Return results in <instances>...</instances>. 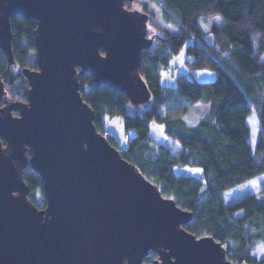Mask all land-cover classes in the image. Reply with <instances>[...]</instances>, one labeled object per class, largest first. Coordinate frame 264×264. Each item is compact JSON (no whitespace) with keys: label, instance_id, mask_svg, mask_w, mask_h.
Instances as JSON below:
<instances>
[{"label":"water","instance_id":"water-1","mask_svg":"<svg viewBox=\"0 0 264 264\" xmlns=\"http://www.w3.org/2000/svg\"><path fill=\"white\" fill-rule=\"evenodd\" d=\"M127 1L0 0L10 64L11 16L38 21V68H23L28 101L8 100L0 78V264H143L151 251L153 264H236L214 237L184 227L192 213L97 130L80 92L79 76L91 73L131 103L150 100L139 71L149 14ZM28 160L44 181V208L29 200Z\"/></svg>","mask_w":264,"mask_h":264},{"label":"trees","instance_id":"trees-1","mask_svg":"<svg viewBox=\"0 0 264 264\" xmlns=\"http://www.w3.org/2000/svg\"><path fill=\"white\" fill-rule=\"evenodd\" d=\"M152 2L161 9L160 22L149 7ZM126 6L149 14L150 47L142 51L139 71L151 98L131 103L125 93L96 85L91 73L80 75V92L95 112L97 130L163 195L192 213L184 225L188 231L214 237L233 263L264 264V254H253L264 243V187L260 195L251 193L230 203L223 197L227 190L264 174V0H132ZM217 15L223 23L210 24L206 38L201 20ZM10 21L15 61L10 64L0 46V78L8 100L28 101L23 68H38V21L17 14ZM184 47L190 68L213 69V80L183 73L175 87L162 83V75L172 72L173 56ZM198 102L208 103L209 109L190 124L184 117ZM253 114L259 125L254 143L248 124ZM106 115L123 117L126 144L111 132ZM153 120L163 124V140L152 135ZM131 129L134 134H129ZM187 166L200 167L202 177L185 172ZM23 175L31 187L29 200L44 208V181L29 160ZM158 257L151 251L143 264H153Z\"/></svg>","mask_w":264,"mask_h":264},{"label":"rangeland","instance_id":"rangeland-1","mask_svg":"<svg viewBox=\"0 0 264 264\" xmlns=\"http://www.w3.org/2000/svg\"><path fill=\"white\" fill-rule=\"evenodd\" d=\"M148 2V0H143ZM126 5V4H125ZM127 7V6H126ZM150 9L154 11L156 14V21L160 22L163 17L161 13V9L158 5L157 2H152L149 5ZM129 9H139V7H133ZM144 12V11H141ZM217 23L221 25L223 23V18L220 15L214 16V17H208V18H203L201 20V27L202 31L204 33V36L206 38L210 37V29L211 26L210 24L212 23ZM171 26L175 29L177 27L173 24ZM36 53V52H35ZM188 55L186 53L185 47L176 55L173 56L171 60V68L172 72L167 73L162 75V83L167 86V87H175L177 84V77L180 74H187L189 76H195L199 80L203 81H209L213 80L215 78V71L210 68H205V69H197V68H190V66L186 63ZM18 71V68H15V72ZM130 111V108H128ZM209 109V104L206 102H198L193 106V108L185 115L184 119L189 122L190 124H196L207 112ZM253 118L255 117V114H253ZM107 119V126L112 129L111 132H114L115 136L118 138L121 144H126L128 141V137L126 136V132L124 129V124H123V117L121 115H114L113 118H110L108 115H106ZM255 121V122H254ZM251 125V132H252V137L251 141L254 142L255 138L257 137V133L259 131V125L257 120L254 118V120H251L250 122ZM151 132L152 135L159 139L163 140L165 135H164V126L163 124L159 123L157 120H153L151 124ZM185 172L191 173L194 176L202 177V170L200 167L197 166H187L183 168ZM199 170V171H197ZM181 172L180 170H178ZM264 187V174L256 177V179H251L247 182H244L230 190H227L224 192L223 197L224 201L226 203L233 202L235 200H239L243 197H245L248 194L255 193L257 195H260V190L261 188ZM253 254L260 258L264 254V243H261L258 247H256L253 250Z\"/></svg>","mask_w":264,"mask_h":264},{"label":"crops","instance_id":"crops-1","mask_svg":"<svg viewBox=\"0 0 264 264\" xmlns=\"http://www.w3.org/2000/svg\"><path fill=\"white\" fill-rule=\"evenodd\" d=\"M251 120H254V118L252 117V116H249V118H248V124H249V126H250V129H251V125H250V122H251ZM255 122V121H254ZM111 131H112V129H111ZM114 133V132H113ZM251 135H252V132H251ZM256 139V138H255ZM255 142V141H254ZM253 142V143H254Z\"/></svg>","mask_w":264,"mask_h":264},{"label":"built area","instance_id":"built-area-1","mask_svg":"<svg viewBox=\"0 0 264 264\" xmlns=\"http://www.w3.org/2000/svg\"><path fill=\"white\" fill-rule=\"evenodd\" d=\"M135 133V130L134 129H131L129 134H134Z\"/></svg>","mask_w":264,"mask_h":264},{"label":"snow or ice","instance_id":"snow-or-ice-1","mask_svg":"<svg viewBox=\"0 0 264 264\" xmlns=\"http://www.w3.org/2000/svg\"><path fill=\"white\" fill-rule=\"evenodd\" d=\"M129 2H130V0H129ZM197 171H199V170H197Z\"/></svg>","mask_w":264,"mask_h":264}]
</instances>
